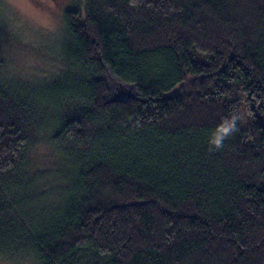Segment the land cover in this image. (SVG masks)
I'll return each mask as SVG.
<instances>
[{
    "label": "trees",
    "instance_id": "1",
    "mask_svg": "<svg viewBox=\"0 0 264 264\" xmlns=\"http://www.w3.org/2000/svg\"><path fill=\"white\" fill-rule=\"evenodd\" d=\"M66 4L60 79L20 75L34 47L0 19V256L264 264V0ZM38 146L70 171L51 200Z\"/></svg>",
    "mask_w": 264,
    "mask_h": 264
},
{
    "label": "rangeland",
    "instance_id": "2",
    "mask_svg": "<svg viewBox=\"0 0 264 264\" xmlns=\"http://www.w3.org/2000/svg\"><path fill=\"white\" fill-rule=\"evenodd\" d=\"M69 1L70 0H55L57 6L61 8L64 23L59 31L52 33L44 29L41 25L33 24L29 20H26L25 23L19 28H11L9 26V18L7 16V11L10 10H6L4 7L7 0H0V19L6 25L5 29L7 28L8 31L13 32L23 40H28V42L31 43V46L34 47L33 51H31V56L25 55L23 59L14 63L15 70H17L20 75H30L31 78L35 77L41 79L46 78L50 75H54L55 73H57L58 75L60 74V76H55L56 79L57 76L59 79L61 78V76H63L64 73L58 71L57 66L54 63L52 64L50 61H58L54 57L56 56V52H58V54L61 52V56L64 55V52H70L69 48L66 46L67 43L65 44V46H62L61 43L58 44L60 40L67 39L69 35L64 18V12L69 6L66 3ZM31 3H33L36 7H41L44 4V0H31ZM64 47L65 50L63 49ZM41 50H43V56H40ZM202 60L208 61L206 57L202 58ZM108 80V87L113 96H118L119 99L127 98V95H124L122 93H117L118 95H115L114 93L116 92L117 84L112 78H108ZM54 81L57 80H55L54 78ZM242 108L244 113L243 117H245V120H248L249 117L246 114L244 106ZM40 148L36 151V154H34L35 165L32 166V174L34 175V177H36L31 181V184L35 186L33 187L34 192L44 191L48 195V200H51V198H54L53 195L58 192V186H61V182H65V178H67V174L70 171L68 172L69 168L66 166V163L64 161H61V158L47 155V153L49 154L50 152L44 146ZM35 167L38 168L34 169ZM13 200L20 207H22L20 209V213H22L25 218H27L33 224H40V222L42 221L41 217L43 215L40 210L33 209V206H31V209H29V207H25L24 205H22V197H13ZM37 205L40 206L39 204ZM33 260L35 261V264H37V261L28 255L15 258L13 261L5 259L4 256H0V264H9V262L10 264H30V262Z\"/></svg>",
    "mask_w": 264,
    "mask_h": 264
},
{
    "label": "clouds",
    "instance_id": "3",
    "mask_svg": "<svg viewBox=\"0 0 264 264\" xmlns=\"http://www.w3.org/2000/svg\"><path fill=\"white\" fill-rule=\"evenodd\" d=\"M4 7L6 10H10L7 11V16L9 26L13 29L19 28L26 20H29L33 24H39L44 29L55 33L64 23L61 8L57 6L55 0H44L41 7H36L31 3V0H7ZM215 144L219 147L220 141L216 140ZM30 264H35V261H31Z\"/></svg>",
    "mask_w": 264,
    "mask_h": 264
},
{
    "label": "water",
    "instance_id": "4",
    "mask_svg": "<svg viewBox=\"0 0 264 264\" xmlns=\"http://www.w3.org/2000/svg\"><path fill=\"white\" fill-rule=\"evenodd\" d=\"M121 85L125 86L126 88L121 89V86L119 88H116V92L114 93L115 95L122 93L124 95H127V98H132L135 96L134 85H125L123 83H121ZM117 99H119L118 96H113L112 98V100H117Z\"/></svg>",
    "mask_w": 264,
    "mask_h": 264
}]
</instances>
